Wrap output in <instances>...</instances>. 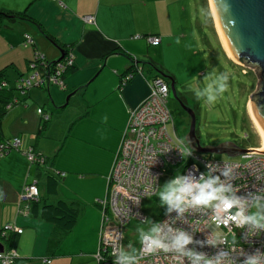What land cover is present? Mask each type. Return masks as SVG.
Here are the masks:
<instances>
[{
  "label": "crops",
  "instance_id": "0c3cea01",
  "mask_svg": "<svg viewBox=\"0 0 264 264\" xmlns=\"http://www.w3.org/2000/svg\"><path fill=\"white\" fill-rule=\"evenodd\" d=\"M201 4L211 26L209 0ZM199 8L197 0H0L5 13L0 15V79L8 86L31 72L36 53L56 61L71 50L74 59L63 88L14 91L15 101L0 118V144L21 139L19 149L0 156V231L5 225L22 230L5 233L18 254L15 264H97L92 254L101 206L96 200L105 198L129 112L148 96L152 78L165 71L168 58L183 60L205 43ZM137 34L141 37L134 38ZM25 35L33 42L25 43ZM146 35L159 36L160 42L148 43ZM38 108L49 117L42 128ZM30 146L49 157L59 175L49 201L62 199L78 212L67 233L32 216L31 202L21 198L34 180L40 195H47V170L31 164L23 152Z\"/></svg>",
  "mask_w": 264,
  "mask_h": 264
},
{
  "label": "built area",
  "instance_id": "2783aa9c",
  "mask_svg": "<svg viewBox=\"0 0 264 264\" xmlns=\"http://www.w3.org/2000/svg\"><path fill=\"white\" fill-rule=\"evenodd\" d=\"M87 22L92 21V17H85ZM134 38H140L137 34ZM148 43L160 42V37L156 35H146ZM29 35H25V43H32ZM42 63V64H38ZM73 54L68 51L65 58L59 61H45L39 53L29 63L31 72L26 76H21L17 81V89L25 95L32 87H39L46 83L63 88L64 72L68 67L73 66ZM39 67L42 68L40 72ZM140 70V68H136ZM133 73H126L123 82L129 80ZM4 85V82L1 83ZM123 84V83H122ZM170 93L169 82L162 77L154 76L151 80L150 93L134 109L129 112L126 128L122 134L119 148L115 154L114 161L107 177V192L104 199L96 200L101 206V223L99 230V240L96 251L92 254L97 264H113V250L120 244L123 245L124 227L132 219L143 220L145 216L141 212L143 199L156 195L155 183L159 185L160 176L166 167L180 166L182 174L192 173L199 175L206 171V165L215 164L223 167L224 163H229L233 167L234 177L232 183L239 189L238 196H246L258 190H264V153L258 147L242 153L243 161L218 160L205 158L202 153L193 150L192 154L184 159L179 151L175 149L176 130L173 135L168 132L167 126L173 123L172 116L167 107V98ZM15 101V100H14ZM11 105L8 104L7 108ZM38 113L45 119L42 108L37 109ZM21 139L14 137L8 143L0 144V156L5 149H19ZM27 160L31 164L40 167L45 165L43 156L38 155L31 147L23 149ZM160 153V154H159ZM153 154H159L153 160ZM218 174V173H217ZM153 178H155V183ZM223 178V177H222ZM40 196L38 182L36 180L24 186L21 198L31 202ZM140 197L138 203H134L132 198ZM177 213L166 211L160 216V221L175 218ZM175 227L185 230L196 231L194 240H204L210 231L216 230L211 210L189 209L182 217L177 218ZM232 229L236 232L240 240L241 248L246 253H252L259 249L264 251V232L259 237L246 238V229L236 228L229 225L223 228L224 231ZM15 230L20 233V228H13L12 225H5L1 229V236L7 231ZM188 247L197 251H202L208 256L215 255L224 247L223 245L212 247L199 244H191ZM239 249L231 251V255L239 262L243 256H238ZM18 254L13 248H5L0 253V264H15ZM141 264H178L173 253L158 251L152 255H143ZM185 264H188L185 259Z\"/></svg>",
  "mask_w": 264,
  "mask_h": 264
},
{
  "label": "clouds",
  "instance_id": "9594fccd",
  "mask_svg": "<svg viewBox=\"0 0 264 264\" xmlns=\"http://www.w3.org/2000/svg\"><path fill=\"white\" fill-rule=\"evenodd\" d=\"M179 43V41H177ZM230 74L226 71L209 77V82L201 87L197 83L192 87L196 100L203 99L207 104H214L229 88ZM103 123L107 115L101 118ZM175 144L182 158L187 159L193 152L186 137H175ZM160 154V153H159ZM153 154L154 160L157 155ZM206 171L194 175L191 172L182 174L177 170L175 175L163 184L157 185L155 192L159 205L166 206V214L176 211L177 216L169 220L153 222L144 218L136 228L137 244L131 241L127 245H119L113 250V264H141L143 255H152L158 251L173 253L178 264H264V251L259 249L252 253L242 250L236 232L223 228L234 225L246 229V238L259 237L264 232V190L238 196V188L232 183L234 171L232 165L224 163L223 167L215 164L206 165ZM218 173V174H217ZM223 177V178H222ZM138 203L140 197L132 198ZM211 210L216 230L210 231L204 240H194V231L175 227L177 218L182 217L189 209ZM252 209H255L254 211ZM201 247L209 245L224 246L213 256L188 247L191 244ZM239 249V262L231 255L232 250Z\"/></svg>",
  "mask_w": 264,
  "mask_h": 264
},
{
  "label": "rangeland",
  "instance_id": "374dc122",
  "mask_svg": "<svg viewBox=\"0 0 264 264\" xmlns=\"http://www.w3.org/2000/svg\"><path fill=\"white\" fill-rule=\"evenodd\" d=\"M197 1L200 4V18L198 17V19L200 24L204 25L207 42L205 41L203 45L194 49V55L189 54L183 60L174 57L168 58L163 73L174 78L176 91L187 98V106L194 111L196 136L202 146L232 143L244 149L253 147L264 149L261 135L257 132L248 111L249 107L251 108L250 95L257 89L258 72L254 67L247 69L240 66L227 56L217 34L212 13L211 26H208V18L204 13L203 6H201V0ZM67 53L68 50L56 62L65 58ZM224 71L230 74L228 90L212 105L207 104L203 99L196 100L190 89L195 87L197 83L201 87L205 86L209 82L210 76L214 77ZM33 92L36 93V90ZM167 107L173 120V123H169L167 126L168 132L173 135L175 129L177 136L185 137L189 118L182 105L171 93L167 98ZM42 119L46 121L45 118L42 117ZM202 156L208 159L243 161L240 154L202 153ZM177 170H180V166L168 167L166 165L163 174L160 176L159 184L171 179ZM165 211L166 206L159 205L156 195L143 199L141 203L142 214L153 222H157ZM142 221L132 218L125 225L123 245H127L131 241L139 247L136 242V228Z\"/></svg>",
  "mask_w": 264,
  "mask_h": 264
},
{
  "label": "water",
  "instance_id": "95a60500",
  "mask_svg": "<svg viewBox=\"0 0 264 264\" xmlns=\"http://www.w3.org/2000/svg\"><path fill=\"white\" fill-rule=\"evenodd\" d=\"M220 34L240 66L254 67L259 76L257 89L250 95L253 116L264 131V0H211ZM169 81L170 93L179 101L189 118L185 135L190 147L199 153L241 155L250 149L239 148L232 143L202 146L196 136V117L194 111L183 104L176 91L175 80ZM264 153V149L262 150ZM0 242V253L4 252Z\"/></svg>",
  "mask_w": 264,
  "mask_h": 264
},
{
  "label": "trees",
  "instance_id": "16d2710c",
  "mask_svg": "<svg viewBox=\"0 0 264 264\" xmlns=\"http://www.w3.org/2000/svg\"><path fill=\"white\" fill-rule=\"evenodd\" d=\"M2 14H5V13L0 11V15H2ZM24 42H25V40H24ZM28 44H30V43H28ZM44 60L47 61L46 59H44ZM38 64L40 65L42 63L38 62ZM73 68H74L73 66L68 67V69H66V71L64 72L63 76L65 77L67 73H69L73 70ZM137 68H140V70H141V67H137ZM39 70L41 72L42 68L39 67ZM129 72L133 73L134 69L130 70ZM23 76H26V75H23ZM156 76L162 77L166 82H169L168 79L166 78V75L163 74L162 72L157 73ZM17 81H16V83H17ZM2 82H4V85L1 84ZM44 86H47V84L44 83V84L40 85L39 87H44ZM32 88H35V86ZM14 91L21 94L19 92V90L17 89V84H15V86H13V87L8 86V82L4 78L0 79V118L4 114V111L7 107V105L12 103L16 99V97L14 96ZM48 119H49V117L46 119V121ZM46 121L41 124V128L44 126ZM12 139L3 140L2 143H6V142L8 143ZM31 148L33 149V147H31ZM10 150L5 149L3 151V154H5L6 152H8ZM38 155L43 156L45 159V165L43 167H40L38 165L37 166L42 171L47 170L44 173V175H45V190H46L47 195L46 196L40 195L38 197V199L31 201V203H30V214L34 217L40 218L41 220H43L45 222H49V223L53 224L56 228L61 230L63 233H67L70 230H72V228L75 226L77 219H78V212L74 207H72L70 204H68L66 201H64L62 199H57L54 202L49 201L47 196H52L53 194H55L57 192L58 185H59V175H58V173H55L56 171L54 172V170L51 169L52 165H51L49 157H47L46 155H42V154H38ZM50 170H52V171H50ZM1 238L4 241L7 249L13 248L11 238H8L6 236V234L3 235ZM46 261H48V260H46Z\"/></svg>",
  "mask_w": 264,
  "mask_h": 264
},
{
  "label": "bare ground",
  "instance_id": "6f19581e",
  "mask_svg": "<svg viewBox=\"0 0 264 264\" xmlns=\"http://www.w3.org/2000/svg\"><path fill=\"white\" fill-rule=\"evenodd\" d=\"M210 8H211V12H212V15H213V19H214V22H215V28H216V31H217V34L219 36V39L223 45V48L227 54V56L231 59H234L232 54L229 52L221 34H220V30H219V27H218V24H217V21H216V18H215V15H214V11H213V7H212V4H211V0H210ZM249 115L252 119V122L254 123V126L257 130V132L261 135V138H262V141H263V145H264V131L262 130V128L260 127V125L258 124L257 120L255 119V117L253 116V112H252V109L249 107ZM264 148V147H263Z\"/></svg>",
  "mask_w": 264,
  "mask_h": 264
},
{
  "label": "flooded vegetation",
  "instance_id": "af4514ba",
  "mask_svg": "<svg viewBox=\"0 0 264 264\" xmlns=\"http://www.w3.org/2000/svg\"><path fill=\"white\" fill-rule=\"evenodd\" d=\"M178 95H179L180 101L183 102V104H185L187 106L188 105L187 104V98L184 95L180 94V93Z\"/></svg>",
  "mask_w": 264,
  "mask_h": 264
}]
</instances>
